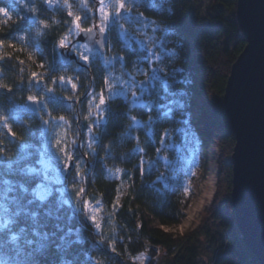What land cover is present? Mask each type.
Here are the masks:
<instances>
[{
  "label": "clouds",
  "instance_id": "obj_1",
  "mask_svg": "<svg viewBox=\"0 0 264 264\" xmlns=\"http://www.w3.org/2000/svg\"><path fill=\"white\" fill-rule=\"evenodd\" d=\"M222 3L0 0V49L29 61L0 80V264H161L120 198L168 176L180 219L213 181L212 216L230 191L227 133L202 120L229 71L210 50Z\"/></svg>",
  "mask_w": 264,
  "mask_h": 264
},
{
  "label": "trees",
  "instance_id": "obj_2",
  "mask_svg": "<svg viewBox=\"0 0 264 264\" xmlns=\"http://www.w3.org/2000/svg\"><path fill=\"white\" fill-rule=\"evenodd\" d=\"M237 0H223L220 11L217 13L216 22L213 25V31L219 33L217 44L210 49L214 55L221 56L227 63L229 71L217 82V88L213 87L212 91L218 93L220 101L216 106L213 114L205 112L206 130L211 134L214 130H221L227 133L228 147L231 148L229 159L233 148L236 144L235 134L232 131L227 116L224 111V94L227 81L231 72L232 65L237 60L246 46V40L241 34L238 22L236 20ZM232 13L230 16L224 13ZM199 46V41H196ZM0 56L4 57L5 61H0L6 69L12 68V64L17 67L12 68V71H6V74L0 76V80L5 78L10 81L15 80L19 74L20 67H26L29 61L21 51L16 48L7 51L0 49ZM11 59L12 62L7 60ZM20 60H24V64H20ZM4 91V90H0ZM154 179L153 175L145 174V180ZM228 185L232 182V165L228 160ZM175 180L168 176L156 182L153 189L142 187L137 193V200H132L130 196L120 198V203L123 205L121 211L123 218L130 230L134 231L137 220L141 224V231L151 240L153 247L160 249L165 255L161 256V264H199L202 257L200 241L211 238L213 244H219L216 249V264H258L254 255L246 247L243 239L236 228L234 210L231 204V196H228L224 202L217 205L209 218L220 224L222 227V242L219 243L217 236L214 235L210 223L202 224L194 231L184 235L176 236L173 233L166 231L162 227H171L177 225L180 219V213L177 205L174 202ZM115 202L116 197H111ZM131 211H128V209ZM229 210L230 214L225 211ZM158 222L160 226H155ZM228 232V235H227ZM226 233V234H224ZM155 253V249H153Z\"/></svg>",
  "mask_w": 264,
  "mask_h": 264
},
{
  "label": "water",
  "instance_id": "obj_3",
  "mask_svg": "<svg viewBox=\"0 0 264 264\" xmlns=\"http://www.w3.org/2000/svg\"><path fill=\"white\" fill-rule=\"evenodd\" d=\"M236 20L246 46L223 99L236 138L231 204L244 244L264 264V0H237Z\"/></svg>",
  "mask_w": 264,
  "mask_h": 264
},
{
  "label": "rangeland",
  "instance_id": "obj_4",
  "mask_svg": "<svg viewBox=\"0 0 264 264\" xmlns=\"http://www.w3.org/2000/svg\"><path fill=\"white\" fill-rule=\"evenodd\" d=\"M197 47H198V45H197ZM219 101H220V97H218V95L215 97L214 101L211 103H208L207 100L205 99V103L203 105V115H202V120H203V123L205 126H206V124H205V114L204 113L208 112L209 114H213V112L216 109V106L218 105ZM232 153H233V151H232ZM229 160H231V157ZM229 189H230V191L227 193V195L224 197V199H222L219 202L218 205H220L222 202H224L228 196H231L232 182H231V185H229ZM197 200L198 199L192 200L190 202V206L185 208V210H184L185 215L177 225H174L171 227H162V228L165 229L166 231L173 233L176 236H184V235L194 231L195 229H197L202 224L209 222L208 221L209 219L205 220V218H206L205 213H206L207 205L211 199H207L204 206H202L198 211H194L193 208H194ZM225 212L227 214L231 215L228 209H226ZM209 223H210V226H211V229H212L214 235H216L217 238H219L218 241H219V243H221L223 240L222 234H221L222 233V227L220 226L219 223L214 222V221H210ZM155 226H160V224L158 222H155ZM224 234H226V233H224ZM204 240L205 239H201L200 247H201L202 241H204ZM162 255H165V253L161 251L160 256H162ZM199 264H205V262L203 261V257H201Z\"/></svg>",
  "mask_w": 264,
  "mask_h": 264
},
{
  "label": "bare ground",
  "instance_id": "obj_5",
  "mask_svg": "<svg viewBox=\"0 0 264 264\" xmlns=\"http://www.w3.org/2000/svg\"><path fill=\"white\" fill-rule=\"evenodd\" d=\"M214 192H215V184L213 181H209L205 186L204 195L197 200L193 210L198 211L202 206H204L206 200L211 199Z\"/></svg>",
  "mask_w": 264,
  "mask_h": 264
},
{
  "label": "built area",
  "instance_id": "obj_6",
  "mask_svg": "<svg viewBox=\"0 0 264 264\" xmlns=\"http://www.w3.org/2000/svg\"><path fill=\"white\" fill-rule=\"evenodd\" d=\"M236 226V225H235ZM236 228H237V226H236ZM227 235H228V232H227ZM160 250V249H159ZM160 253H161V251H160Z\"/></svg>",
  "mask_w": 264,
  "mask_h": 264
},
{
  "label": "snow or ice",
  "instance_id": "obj_7",
  "mask_svg": "<svg viewBox=\"0 0 264 264\" xmlns=\"http://www.w3.org/2000/svg\"><path fill=\"white\" fill-rule=\"evenodd\" d=\"M79 22V21H78ZM31 99V98H30ZM117 203H119V201H117Z\"/></svg>",
  "mask_w": 264,
  "mask_h": 264
}]
</instances>
